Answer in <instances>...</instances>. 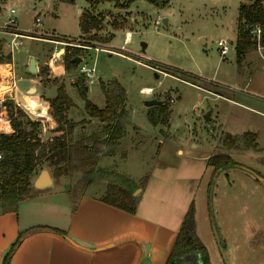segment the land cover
<instances>
[{
	"label": "rangeland",
	"instance_id": "374dc122",
	"mask_svg": "<svg viewBox=\"0 0 264 264\" xmlns=\"http://www.w3.org/2000/svg\"><path fill=\"white\" fill-rule=\"evenodd\" d=\"M247 1L0 0V62L13 64L18 77L15 96L33 97L41 106L42 102L43 116L46 112L49 117L33 115L9 101L39 122L38 134L43 127L40 140L49 143L60 134L47 127L51 120L56 127L48 99L58 86L72 100L63 110L74 122L71 136L78 139L99 129L73 84L82 62L94 68L91 79L83 78L86 97L97 106L104 104L99 81L118 80L125 89L124 131L116 153L99 155L96 167L137 178L142 185L150 175L176 169L178 175L197 174L203 197L194 201L196 224L205 228L222 264H264V185L257 177L264 178V67L254 45L239 61L235 53L238 5ZM85 11L100 22L81 32L78 21ZM10 17L21 34L13 41L2 26ZM220 38L229 45L224 56L217 49ZM67 51L82 58L70 69L63 64ZM30 56L36 59V73L27 71ZM149 98L162 100L160 123L147 120L152 106L143 101ZM206 113L208 119L203 117ZM3 116L0 113V126ZM246 131L256 134V147L243 148ZM226 134L238 147L223 148ZM219 150L236 164L212 176L206 158ZM43 159L41 167L52 169L47 164L51 159ZM70 175L75 183L81 173Z\"/></svg>",
	"mask_w": 264,
	"mask_h": 264
},
{
	"label": "crops",
	"instance_id": "0c3cea01",
	"mask_svg": "<svg viewBox=\"0 0 264 264\" xmlns=\"http://www.w3.org/2000/svg\"><path fill=\"white\" fill-rule=\"evenodd\" d=\"M17 80L18 77L15 85ZM15 90L8 93L7 100L20 105L23 102L15 96ZM95 120L98 127L103 124ZM54 124L48 121L47 127L48 132L56 134L60 131L55 130ZM40 130L39 136L44 131L42 126ZM0 131H11L8 120L2 123ZM41 169L47 170L49 181L35 186ZM177 170L150 175L144 185L137 178L113 171L136 184L131 192L134 208L129 211L104 201L110 182L107 177L95 176L80 190L72 191L73 175H54L48 167L36 168L29 176V194L17 202L15 209L0 207V264L19 234L21 240L8 264H167L190 204L194 233L206 250L208 264H222L218 248L205 228L201 224L198 228L196 224L194 201L203 197L197 174L178 175ZM168 264L201 263L199 253L191 251L174 257Z\"/></svg>",
	"mask_w": 264,
	"mask_h": 264
},
{
	"label": "trees",
	"instance_id": "16d2710c",
	"mask_svg": "<svg viewBox=\"0 0 264 264\" xmlns=\"http://www.w3.org/2000/svg\"><path fill=\"white\" fill-rule=\"evenodd\" d=\"M66 1L72 2V0ZM261 1L248 0L238 5L235 37V53L238 61L247 47L253 45V40L247 35L248 25L259 21L262 25L261 39L264 41V2L261 3ZM99 22V19L92 13L85 11L81 15L78 25L81 32H86L96 28ZM50 39L61 40L55 37ZM73 57L69 51L65 53L63 58L65 69L76 66L72 60ZM73 84L79 96L84 100V109L87 115L97 118L103 123L99 129L90 135L78 139L71 136L74 122L66 119L63 114L64 108L72 104V100L64 92L62 86H58L55 95L48 99L56 122L55 130L60 131L59 135L51 137L49 143H43L40 140L38 135L39 122L37 120L29 119L22 109L13 106L12 101L5 100L6 116L11 131L8 133L0 132V207L2 210L15 209L17 202L29 194V176L37 167L43 166L45 161L43 158L51 159L47 164L52 167L54 175L70 174L75 170L80 171L81 175L74 183L72 191L80 190L95 176L110 178L111 181L103 196L104 201L129 211L133 210L134 197L131 192L136 184L119 173L96 167L99 155L111 154L119 145L120 137L124 131V121L121 117L124 111L125 89L116 79L109 80L107 83L99 81V87L104 96V104L99 107L87 99V87L83 75H79ZM41 104L45 108V104L42 102ZM154 109H156L155 113ZM164 111L163 103L152 105L147 110V120L151 124L162 122ZM43 117L48 118L49 116L45 112ZM242 137L243 148L256 147V134L254 132L246 131ZM222 146L225 149L238 147L235 138L230 134H226L222 138ZM207 163L212 167V176L236 164L230 155L223 150L214 154L211 153ZM209 183L211 186V181ZM210 186L207 191V208L211 216V208L209 207ZM21 237L22 235L19 234L12 242L3 257L2 264H8L9 257L20 242ZM191 251L199 253L201 264H208L206 250L194 233L193 206L190 204L170 249L167 264L174 257Z\"/></svg>",
	"mask_w": 264,
	"mask_h": 264
},
{
	"label": "built area",
	"instance_id": "2783aa9c",
	"mask_svg": "<svg viewBox=\"0 0 264 264\" xmlns=\"http://www.w3.org/2000/svg\"><path fill=\"white\" fill-rule=\"evenodd\" d=\"M14 9L10 8L9 12H13ZM14 18L10 17L6 22L3 23V28H5V31L12 36V41L14 40L15 37L20 36L21 34L18 31H15V25H14ZM35 22L39 23L40 18L35 17ZM261 23L259 21H256L250 25L247 26V35L253 40V45L255 46L256 51L259 53L260 57L262 58V66L264 67V41L261 39ZM4 30V29H3ZM217 44V49L219 51L220 56H224L228 49L229 45L225 39H218L216 41ZM15 45V44H14ZM82 60V58H81ZM0 65H4V69L7 72H1L0 71V87H3L2 92H4L3 95L1 92L0 96V113L3 114L4 120L7 121V116H6V110H5V105L4 102L8 98V93L13 92L16 89L15 85V80L17 79L14 67L12 62L4 61L3 63H0ZM79 68V73L80 75H83V77H88L92 78L94 68L87 66L86 62H82L80 64ZM89 80V79H87ZM91 81V80H90ZM261 97L264 98V95ZM16 104V103H15ZM17 106H20L16 104ZM0 158H1V153H0Z\"/></svg>",
	"mask_w": 264,
	"mask_h": 264
},
{
	"label": "water",
	"instance_id": "95a60500",
	"mask_svg": "<svg viewBox=\"0 0 264 264\" xmlns=\"http://www.w3.org/2000/svg\"><path fill=\"white\" fill-rule=\"evenodd\" d=\"M163 20L165 21V19H163ZM142 47H144V43H142ZM72 60L77 64L81 60V57L80 56H74L72 58ZM27 71L30 72V73L37 72L36 60H35V58L33 56L29 57V60H28V63H27ZM30 91L32 92V91H34V89L31 88ZM143 103H144L145 106H152V105L161 104L162 100L155 99V98H149V99H145L143 101ZM203 117L205 119H208L209 118V114L206 113V114L203 115ZM257 177L264 184V178L259 177V176H257ZM48 181H49V178H48L47 170L46 169H41L40 175L37 178V180L34 182V185L35 186H39V185L47 183Z\"/></svg>",
	"mask_w": 264,
	"mask_h": 264
},
{
	"label": "bare ground",
	"instance_id": "6f19581e",
	"mask_svg": "<svg viewBox=\"0 0 264 264\" xmlns=\"http://www.w3.org/2000/svg\"><path fill=\"white\" fill-rule=\"evenodd\" d=\"M4 67H5L4 65H0V69H3V70H0L1 72H7V71H5ZM2 89H3V87H0V92H2ZM143 91L149 92L150 89L143 87ZM33 99L34 98L30 97V96H24V97L22 96L20 98L21 101L24 100L22 105L26 108V110H28V112H30L31 114L36 115V116H43L44 115L43 107L40 105V103L36 102Z\"/></svg>",
	"mask_w": 264,
	"mask_h": 264
}]
</instances>
